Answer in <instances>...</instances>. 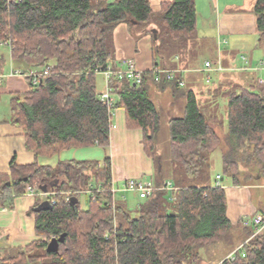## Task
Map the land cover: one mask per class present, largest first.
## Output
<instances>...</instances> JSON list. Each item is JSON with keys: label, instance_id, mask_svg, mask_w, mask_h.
Wrapping results in <instances>:
<instances>
[{"label": "trees", "instance_id": "1", "mask_svg": "<svg viewBox=\"0 0 264 264\" xmlns=\"http://www.w3.org/2000/svg\"><path fill=\"white\" fill-rule=\"evenodd\" d=\"M254 13L264 45V0H257ZM127 21L142 29L155 24L154 45L162 54L196 35V4L173 0L155 14L149 0H0V45L9 48L12 61L28 67L23 73L50 71L39 87L24 77L30 90L12 94L9 101L11 123L24 129L26 148L36 157H53L72 148H108L113 114L121 108L127 128L143 132L144 151L158 176L167 178L157 167L161 113L150 89L166 83L177 97L179 81L156 82L153 71L145 72L138 86L112 77L111 107L98 94V75L114 61V31ZM183 95L184 116L168 123L170 156L181 177L156 183L171 181L178 189L176 202L168 192L157 191L133 216L113 202L110 157L102 162L62 161L55 167L19 165L13 159L10 173L0 174V210L12 209L16 199L34 187L35 232L44 240L12 251L0 263L200 264L201 251L232 229L222 183L245 186L242 178L264 181V83L229 93L223 136L215 128L222 127L223 118L212 116L193 91ZM222 145L221 180L206 185L205 169ZM41 193L54 195L40 199ZM53 239L57 251L49 250ZM220 264H264V232L254 236L251 231L242 251Z\"/></svg>", "mask_w": 264, "mask_h": 264}, {"label": "crops", "instance_id": "2", "mask_svg": "<svg viewBox=\"0 0 264 264\" xmlns=\"http://www.w3.org/2000/svg\"><path fill=\"white\" fill-rule=\"evenodd\" d=\"M149 1L153 12L158 14L164 3H170L173 0ZM194 2L197 9V31L194 37L212 40V62L206 61L205 64L198 66L193 64L179 50L184 48V44L167 48L158 59L155 55V39L152 33L157 26L152 24L147 29H142L137 24L127 21L118 25L114 31L115 57L111 64L114 67H120L122 62L132 61L136 69L142 73L153 71L156 64L161 69L175 71L180 83L177 97L171 85L165 83L163 88L151 86L150 98L157 108L160 99L167 97L171 108L176 107L179 102L176 118H182L186 107V98L183 93L193 91L202 107L209 108L212 116L223 118L221 123L224 129L227 116L225 108L229 93L252 87L259 83L260 79H264V45L257 31L254 13L257 0H194ZM188 43H186L187 47ZM172 50L174 52L170 53ZM207 62H211V69L206 68ZM12 70L20 69L11 67L8 71L5 62L3 64L0 62V75L3 76V81L0 83V174L10 173V163L13 159L19 165L37 162L40 166L55 167L62 161L102 162L110 157L113 166L112 181L117 185L127 178L151 179L155 184L169 179L167 177L163 180V177L158 176L154 162L144 151L143 132L139 129L127 128L125 111L121 108L116 109L113 114L111 144L108 148H72L53 157H36L26 148L24 129L11 123L9 104L11 95L26 93L30 90L28 81L22 76L11 75ZM98 76H102L104 80L102 85L98 80V94H102L108 89L109 83L102 74ZM158 110L160 111L159 108ZM127 194L138 196L136 193L122 194L119 203L116 197L117 204L125 203L127 205L124 206L125 208L131 212H137L141 203L137 205L136 210H133L126 197ZM226 194L228 217L232 222V229L226 238H231L233 241L229 249L211 264L222 263L250 240L247 236L243 237V233L250 231L246 221H252L256 215L264 217L260 209L253 204L249 185L230 184L226 187ZM39 198L43 199L42 196ZM37 200L36 196L27 194L16 199L12 209L0 210V260L11 257L12 251L23 249L35 241L44 240L35 232L33 208ZM202 264L208 263L203 261Z\"/></svg>", "mask_w": 264, "mask_h": 264}, {"label": "rangeland", "instance_id": "3", "mask_svg": "<svg viewBox=\"0 0 264 264\" xmlns=\"http://www.w3.org/2000/svg\"><path fill=\"white\" fill-rule=\"evenodd\" d=\"M190 42L185 44L183 49L181 50L182 53L185 54L189 58V61L193 64L203 65L206 61H211L212 56L211 55V41L209 38H201V37H193ZM3 47V48H2ZM176 49V48H173ZM155 55L159 59V55L156 52L155 45H154ZM174 51H170V53H173ZM158 55V56H157ZM163 55V53L161 54ZM0 62L3 64L5 62L6 70L10 71L11 67L13 69H20L26 70L28 67L21 63L20 61H12L11 54L9 49L6 46H0ZM212 62V61H211ZM98 80L100 85H102L103 77L98 76ZM102 87V86H101ZM100 87V88H101ZM168 98L163 97V100L160 99V102H158V108L161 111V129L157 137V167L162 169V176L165 178L168 177L172 180L175 178L181 177V169L172 162L171 156H170V137H169V129H168V121L171 118L178 117L179 111V102L176 107L171 108L169 106ZM227 111V107L225 108V112ZM217 128L219 134L221 136L225 135L227 133V120H225V127L224 129L222 127H215ZM224 145L221 146L220 149H218L215 153L211 155L209 166L205 169V176L207 177L204 184L206 185H214L216 184V178L221 173V155L223 152ZM255 173V171H253ZM243 184L249 185L251 187V192L253 196V204L260 209V212L264 214V181H257V182H248L245 179L242 178ZM221 184V183H220ZM223 186L228 187L230 184L228 182L222 183ZM54 195V194H53ZM122 194H117V201L119 203ZM67 197V195H65ZM128 200L131 203L133 210L137 209V205L139 203H143L144 200L139 199L138 196H134V194H127ZM130 197V198H129ZM54 198V196H53ZM81 203L82 206L85 208L87 206L86 197H81ZM122 201V200H121ZM123 206H127L125 203H120ZM133 216H137L136 212L132 211ZM250 221V220H249ZM249 227V226H248ZM248 229H250L249 233H243V237L247 239L250 238V232L253 231V235L255 233L254 227L250 226ZM227 239V240H226ZM235 240V239H234ZM231 241H233L231 238H222L219 243H217L213 247H206L201 251V263L203 261L207 262L208 264H211L214 260H217L220 258L225 251L229 249L231 246Z\"/></svg>", "mask_w": 264, "mask_h": 264}, {"label": "built area", "instance_id": "4", "mask_svg": "<svg viewBox=\"0 0 264 264\" xmlns=\"http://www.w3.org/2000/svg\"><path fill=\"white\" fill-rule=\"evenodd\" d=\"M3 45H7V43H4ZM212 64L211 62L206 63V68L211 69ZM220 67V66H219ZM155 80L156 82H161L163 80L166 81H174L177 80L176 72L172 70H164L161 68H155L153 69ZM50 71L47 69L44 72H38V71H30L28 73H23L22 71H11V75H18L22 77H29L35 87H39L42 84L43 77L48 76ZM107 83H109L110 79L112 77H115L117 79H127L131 83L138 85H141L143 83V75L141 71L137 70L134 63L132 61L129 62H122L121 66H113L110 65L106 71L101 73ZM3 81V76L0 75V83ZM259 83H264V79H260ZM100 99L103 103H106L110 107L114 105L115 98L112 96L111 89L108 84V89L105 93L100 94ZM216 180H221V177L218 175ZM157 191H165L169 194V199L171 202L177 201V192L178 189L175 187V185L168 181L162 186H157L153 180H146V179H134V178H127L122 181L121 184L117 185L112 181L111 183V193L113 195V202L116 200V196L118 193L126 194V193H136L140 199L146 200L152 197ZM27 194L35 196L36 190L34 187L29 186L27 188ZM51 194H45L41 193L40 196L43 198H47ZM54 203V202H53ZM247 226L254 227L255 233L254 236L261 234L264 232V217L262 215H256L254 219L251 221H246ZM243 245L236 251L239 250L242 251ZM235 256V253L230 255L228 258L233 259ZM244 256V254H243ZM1 264V263H0Z\"/></svg>", "mask_w": 264, "mask_h": 264}, {"label": "water", "instance_id": "5", "mask_svg": "<svg viewBox=\"0 0 264 264\" xmlns=\"http://www.w3.org/2000/svg\"><path fill=\"white\" fill-rule=\"evenodd\" d=\"M154 39L157 40L158 39V34L156 30L152 31ZM134 86H137L136 84H134ZM58 249V242L56 239H53L49 245V250L50 251H57Z\"/></svg>", "mask_w": 264, "mask_h": 264}]
</instances>
